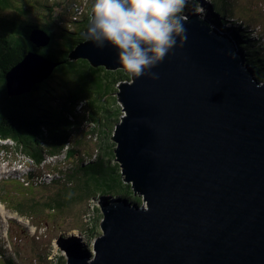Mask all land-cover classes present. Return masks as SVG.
Returning <instances> with one entry per match:
<instances>
[{
    "label": "water",
    "instance_id": "water-1",
    "mask_svg": "<svg viewBox=\"0 0 264 264\" xmlns=\"http://www.w3.org/2000/svg\"><path fill=\"white\" fill-rule=\"evenodd\" d=\"M186 2L187 39L152 69L158 78L130 74L117 91L116 160L146 204H99L95 254L64 245L66 264H264V70L213 5ZM29 38L51 39L41 28ZM69 57L123 68L87 38ZM56 63L28 50L5 73L7 93L30 91Z\"/></svg>",
    "mask_w": 264,
    "mask_h": 264
},
{
    "label": "trees",
    "instance_id": "trees-1",
    "mask_svg": "<svg viewBox=\"0 0 264 264\" xmlns=\"http://www.w3.org/2000/svg\"><path fill=\"white\" fill-rule=\"evenodd\" d=\"M39 1L0 0V143L11 141L15 151L24 153L38 164L47 156H61L67 152L71 157L77 151V148L70 146L72 135L76 130H81L83 123L90 121L94 125L90 133L95 135V156L87 150L86 154L91 157L85 161V157L80 155V161L70 171L63 173L64 180L51 194L39 200L25 193L23 200L17 199L19 202L16 201L15 209L21 214L29 211L65 216L76 204L83 201L90 203L108 195L113 199L127 197L131 201L143 202V196L135 190L131 181L125 179L121 164L116 160L113 128L122 114L118 101V108L114 106L118 112L113 119L114 124L112 120L111 130L103 134L105 114L113 112L112 105L118 100L115 92L122 82L131 79L130 73L123 68L93 66L85 58L71 59L69 52L79 42L86 40L85 28L90 23V14L86 12L80 17L78 11L71 9L74 16L71 21L76 22L75 28L71 29L62 23L63 19L55 18L51 9L40 12L37 6L41 3L47 6V3L43 0L38 5ZM188 2L196 4L198 1ZM211 2L215 5L216 17L222 22L229 23L233 16L241 20L239 25L234 26V32L241 35L244 48L251 46L250 54L253 57L254 54L259 56L255 61L251 57L253 65L264 70V44L254 40L250 36L251 31L244 29V25L250 26L245 11L243 13V10L236 8L231 0ZM32 4L36 6L35 9ZM33 28L46 31L50 35V42L45 46H36L29 38ZM31 49L57 63L52 73L36 82L30 91L9 95L5 73ZM1 147L0 150H3L7 146L2 143ZM34 183L39 184L37 181ZM34 183L29 185L35 187ZM45 187L48 188V185ZM34 191L32 189V195ZM19 194L15 193L16 198ZM100 209V206L93 205L90 226L84 233H101ZM57 262L55 264H66L60 257Z\"/></svg>",
    "mask_w": 264,
    "mask_h": 264
},
{
    "label": "rangeland",
    "instance_id": "rangeland-1",
    "mask_svg": "<svg viewBox=\"0 0 264 264\" xmlns=\"http://www.w3.org/2000/svg\"><path fill=\"white\" fill-rule=\"evenodd\" d=\"M45 1L47 6L41 3L43 0L38 2V5L40 3L42 4L37 6L40 12H46V10L51 9L53 16L59 20L63 19L62 23L68 25L71 29H74L76 24V22L71 21V18L74 17L71 9L78 11L77 14L80 15H84L86 12L90 14L93 3V0ZM196 1L198 2L192 4V8H190L192 11L197 12V9L201 11L204 9H211L209 6V4H211L210 1ZM231 1L232 4L234 3L236 5V8L243 10V13L245 11L244 14H246L245 16L250 22L249 29L252 27L254 28V30H251L252 34L250 36L257 42L259 41L264 44V0ZM32 7L35 9L36 6L32 4ZM82 15L80 17H82ZM258 57V55L254 54V59ZM117 91L115 95L118 100L112 105L113 112H107L105 114V131L103 134L108 133L114 124L113 119L118 113L114 108V106L118 108L117 101L121 107H123V102L118 98ZM122 114H124L123 109ZM93 127L94 125H92L90 121H87L83 123L81 130H76L74 135H72L70 146L77 148L73 156L68 157L67 152L61 156H47V160L43 161L40 165H36L35 162L29 157H26L24 153L18 150L15 151L11 141H1L0 149L3 148L1 147L2 143L7 147L0 150V264H2V262H5L4 264H9V256L15 257L14 261H16L17 258L19 264H55L58 263L59 257L61 260H65V252L62 249L64 245H78L79 248H82V246L87 247L93 255L95 254L94 242L99 234L84 233L90 226L89 221L93 214V205L99 206V204L114 201L116 197L113 199L108 195L99 199H94L90 203L83 201L81 204H76L72 210L64 214L65 216L61 214L54 215L53 213V215L50 213H32L29 211H27L26 214H21L20 211L15 209L16 201H18L17 199L23 200L22 196L25 193H27L30 198L35 196L34 198L39 200L44 199L45 195L51 194L52 190H55L64 180L65 176L63 173L70 171V168L75 167L80 161V155L85 157V161L91 157L86 154L87 150L95 156L96 145L94 144L95 140H93L95 135L90 133ZM114 130L115 127L113 128V131ZM64 161L66 162L64 163ZM28 173L32 176L33 181L35 175L38 177V185L34 182H30L28 176V178L24 177V174ZM22 181L26 185L22 186ZM29 183H34L35 187L30 186ZM46 185H48V188L45 187ZM32 189H35L33 195ZM15 193L19 194L17 198ZM100 213L103 219L101 209ZM95 220L96 217H94L93 221ZM100 232H103V230L100 229Z\"/></svg>",
    "mask_w": 264,
    "mask_h": 264
},
{
    "label": "clouds",
    "instance_id": "clouds-1",
    "mask_svg": "<svg viewBox=\"0 0 264 264\" xmlns=\"http://www.w3.org/2000/svg\"><path fill=\"white\" fill-rule=\"evenodd\" d=\"M203 1H210L209 6L213 5L215 11L211 0ZM185 2L93 0L86 38L98 49L113 48L116 61L128 73L157 79L152 69L187 39L183 16ZM239 23L241 20L234 16L229 23L225 22L233 31ZM244 29L251 31L245 25Z\"/></svg>",
    "mask_w": 264,
    "mask_h": 264
},
{
    "label": "flooded vegetation",
    "instance_id": "flooded-vegetation-1",
    "mask_svg": "<svg viewBox=\"0 0 264 264\" xmlns=\"http://www.w3.org/2000/svg\"><path fill=\"white\" fill-rule=\"evenodd\" d=\"M1 253V252H0ZM11 259V260H10ZM15 260V257H13V256H9L8 257V263H12V264H19L18 263V260H17V258H16V261H14ZM5 263V262H4ZM3 262H2V264H4Z\"/></svg>",
    "mask_w": 264,
    "mask_h": 264
},
{
    "label": "bare ground",
    "instance_id": "bare-ground-1",
    "mask_svg": "<svg viewBox=\"0 0 264 264\" xmlns=\"http://www.w3.org/2000/svg\"><path fill=\"white\" fill-rule=\"evenodd\" d=\"M26 157H28L27 155H25Z\"/></svg>",
    "mask_w": 264,
    "mask_h": 264
}]
</instances>
